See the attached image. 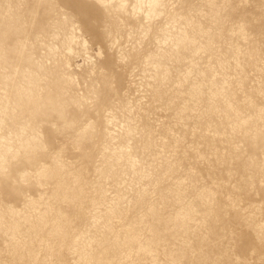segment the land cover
<instances>
[{
    "label": "rangeland",
    "instance_id": "obj_1",
    "mask_svg": "<svg viewBox=\"0 0 264 264\" xmlns=\"http://www.w3.org/2000/svg\"><path fill=\"white\" fill-rule=\"evenodd\" d=\"M0 264H264V0H0Z\"/></svg>",
    "mask_w": 264,
    "mask_h": 264
}]
</instances>
